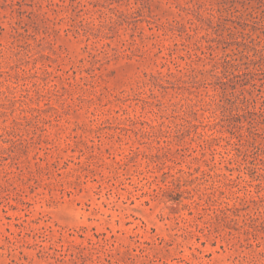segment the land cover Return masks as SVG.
<instances>
[{
	"label": "rangeland",
	"instance_id": "374dc122",
	"mask_svg": "<svg viewBox=\"0 0 264 264\" xmlns=\"http://www.w3.org/2000/svg\"><path fill=\"white\" fill-rule=\"evenodd\" d=\"M0 264H264V0H0Z\"/></svg>",
	"mask_w": 264,
	"mask_h": 264
}]
</instances>
